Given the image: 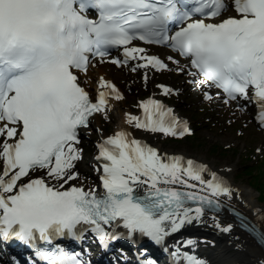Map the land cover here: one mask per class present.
<instances>
[{
	"label": "snow or ice",
	"instance_id": "6c2138e0",
	"mask_svg": "<svg viewBox=\"0 0 264 264\" xmlns=\"http://www.w3.org/2000/svg\"><path fill=\"white\" fill-rule=\"evenodd\" d=\"M231 6L235 16L213 22L229 7L226 0H0V238L50 245L54 236L75 238L80 226L89 225L104 242L116 238L105 226H122L129 238L140 233L159 244L200 220L204 208L193 209L187 202L217 203L209 195L185 190L196 189L189 179L199 181L211 196L230 194L215 174L203 179L204 166L191 159L185 164L179 156L165 161L155 148L130 139L125 131L97 145L96 159L105 161L103 192L65 185L77 178L72 170L81 159L75 147L78 128L105 110L109 94L100 91L92 102L74 70L86 72L90 55L104 58L116 47H123V63L139 58L145 63L138 67L167 68L159 57L131 46L134 40L167 45L189 57L197 70L190 75L198 73L231 100L254 101L264 126V0H231ZM99 85L122 99L110 81L101 77ZM160 87L165 94L172 91ZM205 98L211 99L207 93ZM140 107L143 120L127 117L136 128L172 136L188 132L186 122L178 130V119L159 101L149 99ZM37 251L47 264H81L59 247ZM183 264L206 262L185 254Z\"/></svg>",
	"mask_w": 264,
	"mask_h": 264
},
{
	"label": "bare ground",
	"instance_id": "6f19581e",
	"mask_svg": "<svg viewBox=\"0 0 264 264\" xmlns=\"http://www.w3.org/2000/svg\"><path fill=\"white\" fill-rule=\"evenodd\" d=\"M227 1L228 3H231V0ZM230 15H236L233 9H231L229 16ZM131 46L142 47L145 49L146 55H155L159 57L165 64H167V68L156 70L150 66L146 68L138 67L139 64L145 63V61H142L139 58L128 59L127 63H123L125 59L123 55V48H118L116 51H114L113 54L106 58L94 57L93 62L96 70L95 78L97 79V83L96 91L94 93V96H92L91 100L93 102H96L98 98V93L100 91L109 92V94L106 96L108 103L105 107V112L108 110V108L113 106L114 103L119 104L120 106H124V102L128 98H133V96H135V93L131 92L128 86L130 83L129 75L132 72H136L135 70H137L138 68L142 69L143 78L145 81L151 80L158 73H162L163 70H177L178 68L183 69V71L178 72L181 74H187L189 76L188 79L190 81L195 82V85L201 87L206 93L214 94L215 98H222L224 101L227 100L228 104L232 103L248 109L253 107L252 101H245L242 98H237L234 101L228 100L214 86L209 87L210 82L205 81L204 78L198 73L196 76L190 75V73L196 72V70L193 69V67L190 65L189 59L174 54V52L169 48V50L160 49L154 48V45H144L136 43H132ZM170 56L173 58L172 60L168 59V57ZM114 58L121 60L122 63L120 65L112 63L111 61ZM173 61H178V63H174ZM90 62L91 59H89L88 64H90ZM101 77L104 80L110 81L112 84L115 85L122 99L117 100L114 98V95L110 93L109 89L100 88L99 81ZM179 87V90L183 88L182 85ZM85 90L89 92L88 86L86 85ZM148 97L157 98L163 104L166 103L169 105V109L172 110V116H175L179 121L178 130H183L185 122L186 125H190V118L188 116L179 113L176 107L164 100L166 94L163 92L162 87L153 90V92ZM148 97L142 98L140 103L137 104L135 111H132V109L129 108L123 114H119L117 124L111 132L106 134L98 129L95 132V135L93 136L92 145L89 144V141L87 142L85 139L82 140L83 131L79 127L78 139L82 143L81 148L78 144H75V147L79 149L81 160H83L87 165L92 166L91 175L100 176L103 173L102 164L105 161L102 159H96L99 154V149L97 145L102 143L103 140L106 139L108 136L114 135L115 132L125 131L126 133L130 134V139L134 138L140 140L143 143L155 148L161 158L165 161H167V158L169 157L179 156L183 158L185 164L187 160L191 159L197 165L204 166L205 170L201 173V175L205 181L211 180L213 178V174H215V177L218 180L222 181L224 185L230 189V194H221L219 196L213 197L218 199L220 202H223L224 204L242 212L264 234V203L258 202L257 196L254 194L253 188L250 184L244 185L240 184L239 182H236L234 174H232L235 167L233 164L231 165L225 163L222 165H217L216 163H214V160L208 161L203 155H192L184 149H172L171 147L163 146L157 141L158 134L163 132H152L143 128H136L135 122L131 124L127 122V117L129 115L139 117L141 120L144 119V110L140 107V104L141 102H145ZM94 114L95 113H93L92 115ZM254 122L255 124L261 126V124L257 122L255 118ZM83 127L84 126H81V128ZM88 149H92L91 156H88L85 152ZM79 163L80 160L74 162L75 167L72 171H75L76 173L79 172ZM37 174H43V170H41ZM185 179L188 178L185 177ZM188 182L190 184L196 185V189L192 190L201 191V189H203V191L201 192L211 195L210 190H208L204 185H201L199 181L189 179ZM49 183L58 187V184L55 180L49 179ZM69 183V186L75 185L83 187L85 190L95 188L97 192L103 191L99 185V179L98 184L92 187H85L82 184L75 183L74 180L69 181ZM176 187L180 186L176 185ZM217 224H219L220 227H217ZM229 225H231V228L228 232H224L221 230L223 227H227ZM207 236L212 237V239H203ZM188 241H192V243L189 244L187 243ZM92 242L94 247V240H92ZM90 247L91 254L88 255L86 253L88 264H114V254L115 256L120 258V262H123L124 264L136 263L134 262L133 255L129 254L126 250L123 251V248L125 246H122V244H118V242H115L113 244H105L103 245L102 249L96 248L97 250L92 248V245ZM144 247L145 249H148L144 253L150 256L155 255L156 262L162 259L161 254L163 251H178L179 254L181 253L182 255L180 259V261L182 262L185 254L194 255L197 258L205 261L206 264H261V262L264 261V245L257 243L256 240L249 233L241 229L237 225V222L235 221L234 217L224 207H222L217 212H209L204 210V213L199 221L194 220L190 224H185L178 231L166 236L164 240L159 244H149ZM127 250H129L131 253L133 248L128 247ZM158 250H160L161 253H159ZM2 255L5 259H8L11 262L13 261V264H30L29 261H26L27 257H25L24 255L18 256L8 250H4L2 252ZM4 258L0 259V263L4 264Z\"/></svg>",
	"mask_w": 264,
	"mask_h": 264
},
{
	"label": "rangeland",
	"instance_id": "374dc122",
	"mask_svg": "<svg viewBox=\"0 0 264 264\" xmlns=\"http://www.w3.org/2000/svg\"><path fill=\"white\" fill-rule=\"evenodd\" d=\"M230 9L232 8L229 5L225 14H229ZM154 48L168 49L166 46ZM135 71L129 75L128 85L135 96L128 98L124 106L114 103L106 112L95 113L88 125L81 128L82 140L85 139L92 145L93 136L98 129L106 134L111 132L117 124L119 114H123L129 108L135 111L142 98L149 96L161 84H171L174 87L166 94L164 100L176 107L179 113L190 118L191 131L185 136L159 133L157 141L172 149H184L192 155H203L206 160H214L217 165L233 164L235 167L232 174L236 182L250 184L258 202L264 203L260 200L257 188L258 183L264 184V130L255 124L252 109L225 103L222 98H215L214 94L211 99H206V92L195 85V82L190 81L187 74H181L176 69L163 70L149 81L144 80L142 69L138 68ZM95 75L93 60L86 72L79 73V80L84 86H88L91 97L96 91ZM181 85L183 88L179 90ZM81 143V141L78 143L80 148ZM85 152L91 156L92 149ZM79 166L74 182L85 187L97 185L98 175H91L92 166L81 159ZM254 172L257 174H252ZM90 241L91 237L86 236V242ZM114 258L115 262L123 264L120 258L115 255Z\"/></svg>",
	"mask_w": 264,
	"mask_h": 264
},
{
	"label": "trees",
	"instance_id": "16d2710c",
	"mask_svg": "<svg viewBox=\"0 0 264 264\" xmlns=\"http://www.w3.org/2000/svg\"><path fill=\"white\" fill-rule=\"evenodd\" d=\"M252 174L256 175L257 172H254ZM258 184H259V187H257V188H259L258 191L260 194V199L264 201V184H260V183H258Z\"/></svg>",
	"mask_w": 264,
	"mask_h": 264
}]
</instances>
